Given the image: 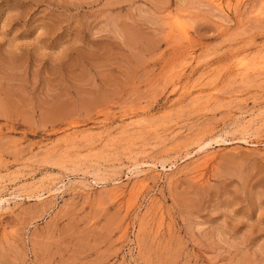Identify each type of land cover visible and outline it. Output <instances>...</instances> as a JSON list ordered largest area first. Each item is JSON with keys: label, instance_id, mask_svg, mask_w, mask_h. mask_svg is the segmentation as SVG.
Here are the masks:
<instances>
[{"label": "rangeland", "instance_id": "rangeland-1", "mask_svg": "<svg viewBox=\"0 0 264 264\" xmlns=\"http://www.w3.org/2000/svg\"><path fill=\"white\" fill-rule=\"evenodd\" d=\"M0 202V264H264V0H0Z\"/></svg>", "mask_w": 264, "mask_h": 264}, {"label": "bare ground", "instance_id": "bare-ground-1", "mask_svg": "<svg viewBox=\"0 0 264 264\" xmlns=\"http://www.w3.org/2000/svg\"><path fill=\"white\" fill-rule=\"evenodd\" d=\"M245 141L243 140V143H244ZM249 145V144H248ZM1 202H3V201H1ZM1 202H0V207H1Z\"/></svg>", "mask_w": 264, "mask_h": 264}]
</instances>
